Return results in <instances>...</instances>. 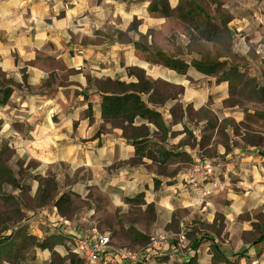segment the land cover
Here are the masks:
<instances>
[{
    "label": "crops",
    "instance_id": "obj_1",
    "mask_svg": "<svg viewBox=\"0 0 264 264\" xmlns=\"http://www.w3.org/2000/svg\"><path fill=\"white\" fill-rule=\"evenodd\" d=\"M149 5L150 0H0V72L14 85L0 107V173L17 186L15 201L25 218L20 226L37 239L42 228L47 237L64 236L61 247L53 248L59 255L66 254L73 235L95 230L112 244L111 234H130L125 248L135 251L165 234L144 264H264V157L254 147L211 141L203 150L212 153L202 157L198 139L185 141L187 119L161 114L164 135H154L156 128L141 121L135 126H147L152 141L184 153L188 162L178 158L159 168L148 160L135 162L122 130L101 118L103 82L130 83L127 69L162 67L139 61L118 38L134 20L146 29ZM177 5L167 0L169 10ZM170 72L184 80L203 76L194 68L184 76ZM225 88L214 84L207 93ZM202 159L221 168L214 179L220 187L200 205L186 177ZM41 183L57 184L56 195L40 202ZM64 194L82 205L72 218L64 214L69 204L60 211L54 206ZM109 217L111 227L104 225ZM30 249L32 257L19 264L49 262L48 250Z\"/></svg>",
    "mask_w": 264,
    "mask_h": 264
},
{
    "label": "rangeland",
    "instance_id": "obj_2",
    "mask_svg": "<svg viewBox=\"0 0 264 264\" xmlns=\"http://www.w3.org/2000/svg\"><path fill=\"white\" fill-rule=\"evenodd\" d=\"M162 5L167 6V0H150L147 11L151 14V22L146 29L143 31L139 20H134L118 36L120 43L133 48V57L152 66L154 53L161 52L167 57L183 60L189 69H193L191 63L194 61L218 62L222 63L224 71L237 68L243 74L244 82L241 84L231 79L229 83L223 82L225 91L209 95L207 88L218 84V79L224 77L219 72L217 77L203 75L194 80L188 76L190 80H184L162 67H148V70L134 67L125 71L133 81L130 83L142 80L149 84L152 90L142 98L150 108L171 116L174 121L187 119L190 130L186 126L183 129L188 144L191 145L192 138L194 141L198 139L199 149L203 150L211 141L231 142L234 146L254 147L264 157V0H178L177 8L169 10L167 6L165 12L161 10ZM203 35L212 36V40L206 41ZM232 113L240 120L224 117ZM165 129L167 131L166 126ZM160 134L164 133L154 135ZM212 150L201 151V156H210ZM16 189L15 183L0 173V264L8 255L17 253L18 259L32 257L30 248L34 241L27 237V229L20 226L25 218L15 201ZM56 193L57 184L43 186L41 183L40 202L47 197L53 198ZM81 208L80 201H70L64 214L72 218ZM112 220L106 218L104 225L111 227ZM116 220L121 222L118 216ZM46 231L42 228L41 237L35 241L47 237ZM129 236L111 234L113 245L127 247L125 239ZM7 244L10 250H7ZM22 245L25 249L19 252ZM64 248L65 255L48 250L49 262L69 264L72 254L67 246ZM14 259V264L21 262L16 257Z\"/></svg>",
    "mask_w": 264,
    "mask_h": 264
},
{
    "label": "trees",
    "instance_id": "obj_3",
    "mask_svg": "<svg viewBox=\"0 0 264 264\" xmlns=\"http://www.w3.org/2000/svg\"><path fill=\"white\" fill-rule=\"evenodd\" d=\"M166 9L167 6L162 5L161 10L165 12ZM203 36L206 41L212 40V36ZM133 45H135V43ZM154 56L155 60L152 61L153 64L162 66L163 68L173 71L181 76L186 74L188 65L183 60L167 57L161 52L154 53ZM191 67L194 68L198 73L207 77H217L220 73L224 77L218 79V84L222 82L229 83L231 79L237 80L241 84L244 82L243 74L239 72L237 68H231L229 71H224L222 68V63L194 61L191 63ZM25 79L26 77H24V80ZM13 86V82L10 79H7L5 75L0 72V107L7 104L13 92ZM102 86L103 88L107 87L108 89H102L101 92V118L105 123L110 124L113 128L122 130L124 139L134 148L135 162L148 160L159 168H163L170 161L178 158L182 159L183 162H188L187 159L184 160L186 156L184 153H174L165 149L162 143L152 141L149 138V129L145 125H140L138 127L135 126L137 122L141 121L147 125L154 126L158 132H162L164 134L167 132L161 114L155 108H150L147 102L142 98L143 95L148 94L152 90L148 83L139 80L137 83L125 84L119 81L107 80L102 83ZM49 185H51V183H49ZM141 197L142 195L139 194L131 201L135 202ZM69 203L70 199L68 195L64 194L57 199L54 206L58 211H60L62 206H65ZM26 234L29 240L34 241V243L31 245L37 249H40L41 251H53V248L56 245H61L66 240L64 236L52 235L36 242L34 237L29 236L28 233ZM135 236L143 238V240H147L141 235ZM24 245L27 246V242H25ZM6 247L7 250H10L9 244H7ZM24 249L25 247L22 245L18 250L20 252V250L23 251ZM18 255L19 253H17V255H8V258L10 257L11 262L8 261V258L3 260V262L6 261L10 264H14V257H16L17 261H24L26 258L21 257L18 259ZM47 264L53 263L49 262ZM69 264H82V262L73 255H70ZM187 264L194 263L191 261Z\"/></svg>",
    "mask_w": 264,
    "mask_h": 264
},
{
    "label": "built area",
    "instance_id": "obj_4",
    "mask_svg": "<svg viewBox=\"0 0 264 264\" xmlns=\"http://www.w3.org/2000/svg\"><path fill=\"white\" fill-rule=\"evenodd\" d=\"M220 168V163L202 159L192 163L188 169L186 183L196 195L200 205L220 187L214 180ZM229 185V182L225 180L223 186L229 187ZM61 225L69 227L65 222ZM167 238L165 234L152 236L142 249L135 251L125 247H115L109 235L92 230L90 233L79 236L73 235L67 243V248L68 252L76 256L82 264H144L145 260ZM178 240L179 242L183 240L181 234L178 235Z\"/></svg>",
    "mask_w": 264,
    "mask_h": 264
}]
</instances>
